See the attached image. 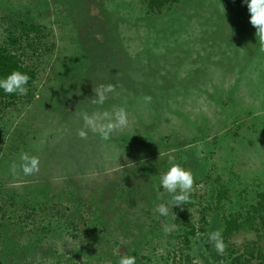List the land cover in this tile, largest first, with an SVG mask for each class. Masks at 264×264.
I'll return each mask as SVG.
<instances>
[{"label": "rangeland", "instance_id": "374dc122", "mask_svg": "<svg viewBox=\"0 0 264 264\" xmlns=\"http://www.w3.org/2000/svg\"><path fill=\"white\" fill-rule=\"evenodd\" d=\"M144 7L0 0V45L21 20L44 26L37 50H24L38 70L34 98L0 113V264H117L125 254L138 264H232L210 258L189 230H221L224 215L245 214L264 190V51L241 0H180L181 30L164 27L171 11L154 17ZM184 81L192 92L180 93ZM108 84L115 92L94 105L95 90ZM121 107L129 125L110 140L79 137L82 113ZM122 135L132 143L120 144ZM24 152L39 157L40 170L14 176ZM161 159L193 173L190 223L176 206L167 217L155 212L171 201L159 188ZM217 176L228 190L222 207ZM256 238L243 229L230 243Z\"/></svg>", "mask_w": 264, "mask_h": 264}, {"label": "trees", "instance_id": "16d2710c", "mask_svg": "<svg viewBox=\"0 0 264 264\" xmlns=\"http://www.w3.org/2000/svg\"><path fill=\"white\" fill-rule=\"evenodd\" d=\"M180 0H142L143 7L147 11V13L151 16H160L165 10H168L172 17L171 23L164 26L170 27V29H178L179 26L180 30L182 27L186 25L185 21L180 18V13L185 12L184 10L177 9L175 5L179 3ZM180 10V11H179ZM180 19V20H178ZM19 26V33L16 34L13 31H10L8 34L7 39L3 44L0 45V77L6 76L7 74L11 73L13 70H19L21 72H26L31 79L28 83V94L26 96H17L15 94H5L2 90H0V113H4L5 110L16 106L23 100L24 98L27 99H33L34 95L32 93V88H34L35 83L38 79V70L30 65H27L25 63V59L27 57V54L24 52L25 48L33 49L34 51L37 50L39 45H41V37L42 32L44 29V26L42 24L36 23V22H28L26 20H21L18 23ZM169 29V28H168ZM169 29V30H170ZM24 44L26 46H24ZM19 50V52L17 51ZM93 80L95 79H85L82 85L93 84ZM80 84V85H81ZM76 84L73 85L75 88ZM196 86V85H195ZM72 87V88H73ZM78 87V86H77ZM197 87V86H196ZM80 90L82 88H79ZM78 89V90H79ZM177 90V89H176ZM180 93L181 92H192L193 86L190 83H186L184 81L183 85L180 86ZM83 91V90H82ZM156 100V99H154ZM163 103V102H162ZM224 135L220 136L217 139V143L220 141L221 138L224 141ZM132 135L125 136L122 135L118 137V139L121 141L120 144L123 142L132 143L131 139ZM216 142V138H215ZM0 140V145L3 144ZM232 151H234V148L231 146ZM145 150V148H143ZM158 149L151 151L150 154L157 152ZM232 151L230 149L229 153L232 154ZM236 152V151H235ZM153 155V154H152ZM178 158H180L177 155ZM169 159H161V161L158 160V163H156V170H167L166 166L169 164ZM176 162L181 164L182 166H186L187 164L185 162ZM125 164V163H124ZM145 174V173H143ZM206 177L210 178L211 174L206 173ZM216 184L219 186L216 200L217 205L222 207V202L227 199L228 190L225 186V184L222 182L221 177L217 176L215 178ZM193 195H191L192 197ZM13 200L12 198L10 199ZM188 204V205H187ZM184 205L183 208L176 206L177 213L180 218L186 220L190 223V217L191 213L188 210L189 204H192L191 201ZM29 207H32V210H35L37 205H27ZM41 206V204L39 205ZM0 212L4 216L7 214V211L4 209L3 205L0 204ZM25 218H28V216H25ZM25 218L19 217V220L21 222H25ZM191 228L189 232L192 235H197L199 231V242L203 243L206 251L208 252V255L210 258H212L214 261H223L225 259H230L232 264H253L255 261V264H264V190L259 191L257 193V199L254 203L250 205V209L246 211L245 214H243L241 211L230 213L229 215H224V226L221 229L224 243H225V251L224 253L218 254L215 250V248L208 242V232L207 229L202 226L200 227V230L195 227L194 224H190ZM245 229H250L254 231L257 235V238L250 243L246 244L244 247H234L230 243V239L239 231ZM188 236H186L187 238ZM188 239V238H187ZM185 247L189 248V240H187V246ZM227 253V255H226ZM137 256V254H136ZM137 262V261H136ZM1 263V261H0ZM138 264V262H137Z\"/></svg>", "mask_w": 264, "mask_h": 264}, {"label": "clouds", "instance_id": "9594fccd", "mask_svg": "<svg viewBox=\"0 0 264 264\" xmlns=\"http://www.w3.org/2000/svg\"><path fill=\"white\" fill-rule=\"evenodd\" d=\"M241 3L247 5L250 13L249 22L256 28V35L259 38L261 51H264V0H241ZM31 77L26 72L13 70L6 76L0 77V90L5 94H15L17 96H26L29 88L28 83ZM115 92V86L112 84L101 85L94 92V105L103 106L108 99L109 94ZM151 96H144V103L150 104ZM83 127L78 131L81 139H87L89 131L98 134L100 139L108 141L112 134L129 125L128 112L121 107L115 111H95L91 114L84 112L81 114ZM20 164L15 162L10 167L12 175L22 171L24 175H32L40 170L39 157L29 155L27 152L21 153ZM194 176L191 170L186 169L181 164L169 160V167L159 176V188L171 196V201L161 202L156 205L155 212L159 217H167L173 212L174 206L184 207L191 200L193 192ZM164 193H161V197ZM208 242L215 248L218 254L225 251V243L221 230H216L208 234ZM117 264H137L136 257L133 255H121Z\"/></svg>", "mask_w": 264, "mask_h": 264}]
</instances>
